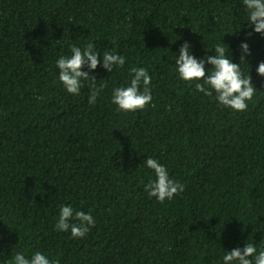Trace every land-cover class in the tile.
<instances>
[{
    "label": "trees",
    "instance_id": "trees-1",
    "mask_svg": "<svg viewBox=\"0 0 264 264\" xmlns=\"http://www.w3.org/2000/svg\"><path fill=\"white\" fill-rule=\"evenodd\" d=\"M247 18L243 0H0V264L36 251L56 264H223L247 242L264 250V35ZM185 42L197 59L228 47L237 64L248 44L245 111L179 78ZM87 43L100 64L81 71L106 85L94 105L88 82L70 94L56 67ZM104 51L125 64L107 72ZM133 67L151 76L152 101L119 111L112 92ZM147 157L183 192L149 197ZM58 205L91 210L94 226L56 230Z\"/></svg>",
    "mask_w": 264,
    "mask_h": 264
},
{
    "label": "clouds",
    "instance_id": "clouds-1",
    "mask_svg": "<svg viewBox=\"0 0 264 264\" xmlns=\"http://www.w3.org/2000/svg\"><path fill=\"white\" fill-rule=\"evenodd\" d=\"M243 5L247 9V21L252 24V30L264 35V0H243ZM93 49L92 43H87L83 48L71 45V55L60 56L56 61V67L59 69L58 79L68 93L79 95L82 87L81 82H88V103L90 105L96 103L100 91L106 87L103 83L97 87L95 76H90L88 72L81 71L85 65L88 69L94 70L100 64L98 52ZM240 49L242 55L239 64L231 61L228 55V47L226 49L219 44L215 46L213 55L206 54L203 59H197L190 54V46L188 42H185L180 46L179 56L175 59V71L179 78L186 82L203 81L196 83L195 89L207 96H211L214 91L219 104L236 111H245L248 107L247 101L253 98L256 88L251 83L249 73L244 76L240 68L242 63H247L245 56L250 55L249 46L242 42ZM205 63L212 65L211 68L207 69V75ZM124 64L125 58L123 56L112 51L103 52L102 66L107 72H112L114 66L122 67ZM256 72L264 77V61L258 63ZM130 73L132 74L130 83L127 86H118L112 92V103L117 106L119 111L143 110L152 101L151 88L149 87L152 78L147 70L144 67H133L130 69ZM142 86L143 90L141 91ZM145 164L155 173V179L150 178L144 184V190L149 197H155L157 201L164 202L166 199L171 200L174 195L183 192L184 185L170 178L167 168L156 159L147 157ZM58 207L59 215L55 224L56 230L65 232L70 230L72 237L82 238L95 224L91 210L85 213L74 210L71 205H58ZM73 220L78 221V223H73ZM253 256H255V264H264V250H260L257 254L256 247L247 242L242 248L237 247L231 251H226L223 256V264H233V262L253 264L252 259H250ZM13 259L14 264H56L40 251L34 252L30 258L17 252Z\"/></svg>",
    "mask_w": 264,
    "mask_h": 264
}]
</instances>
